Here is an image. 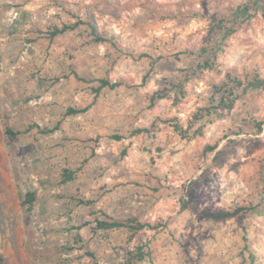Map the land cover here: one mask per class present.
I'll return each mask as SVG.
<instances>
[{"label":"rangeland","instance_id":"374dc122","mask_svg":"<svg viewBox=\"0 0 264 264\" xmlns=\"http://www.w3.org/2000/svg\"><path fill=\"white\" fill-rule=\"evenodd\" d=\"M249 2L0 0V264H127L140 246V264H264V87L201 136L174 127L217 104L228 75L264 80ZM102 79L121 85L97 95ZM133 219L156 230L97 229Z\"/></svg>","mask_w":264,"mask_h":264},{"label":"trees","instance_id":"16d2710c","mask_svg":"<svg viewBox=\"0 0 264 264\" xmlns=\"http://www.w3.org/2000/svg\"><path fill=\"white\" fill-rule=\"evenodd\" d=\"M261 8L264 13V0H250L248 4H246L244 7L239 8L238 13L240 15H244L245 17L248 16V11L252 8ZM73 26L64 25L63 28H55L53 32H51L50 36L51 38H55L59 35H62L63 33L73 30L76 27H78L80 24H83L84 22L78 18ZM87 25L89 29L91 30L92 35L95 37L96 41L99 42H105L107 41L106 38H104L102 35L99 34L98 28L93 24V22L89 21L87 22ZM216 29L219 32L224 33L225 36H229L234 33V29L227 28L225 25V22L218 21ZM101 86L95 90L96 94L99 95L101 91L105 88H111L115 89L120 83L117 82H111L110 80L102 79L100 81ZM264 87V80L261 79H249L248 81H243L239 78H234L231 75H228V81H226L220 88H218L219 93L221 94V98L217 104L214 106H211L209 108L204 109L205 114L201 115H195V119L193 122L189 123L188 127L184 129L181 125L175 124V130L180 134L183 138L186 139H194L197 136L203 135V130L205 128V122H203L204 119H208V117H211L212 115H219L222 116L226 112L231 111L236 103V101L246 92L248 89L251 88H259ZM181 89L182 86L180 87ZM183 91V90H182ZM166 94H158V96H154L152 98V106L157 103V100L163 99ZM85 110L82 111H76L73 109L69 110L70 114H77L81 112H85ZM30 128H36L39 133L43 135H48L53 133L55 130L52 129H42L38 125H33ZM261 130V128H259ZM143 131L147 130H138L137 133H141ZM7 135L11 140L15 139L19 135L22 134V132H13L11 129H7L6 131ZM119 139V138H118ZM214 147L208 146L206 148V152L208 151H214ZM65 181H70L73 179V173L72 172H66ZM36 201L35 194L34 193H28L26 195V199L24 201V205L27 207V209H31L33 207L34 202ZM234 215V212H224V213H218V214H211L210 216L215 219H223V218H229ZM125 228L130 230L132 233L140 232L146 228H149L150 230H156L151 225L148 224H142L141 222H138L137 220L133 219L128 222H119V221H105V220H98L97 222V229L103 230V231H110L115 229H121ZM145 249H148V246H140L137 247L135 250L129 251L127 253V264H140L141 262L145 261L147 258L151 257V252L145 251ZM91 256L94 258V255L91 254Z\"/></svg>","mask_w":264,"mask_h":264}]
</instances>
